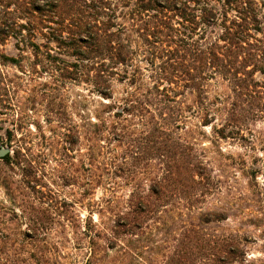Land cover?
Masks as SVG:
<instances>
[{
    "label": "rangeland",
    "instance_id": "rangeland-1",
    "mask_svg": "<svg viewBox=\"0 0 264 264\" xmlns=\"http://www.w3.org/2000/svg\"><path fill=\"white\" fill-rule=\"evenodd\" d=\"M254 1L264 16V0ZM13 43L0 45V54L18 59L0 62V148L10 157L0 159V227L15 232L20 264H121L118 244L128 251V264H172L180 257L193 264L197 256L200 264H211L213 247L237 235L244 237L235 259L264 264V120L250 126L252 143L217 139L193 120L174 132L185 143L182 160H173L189 167L201 155L206 193L194 204L185 200L189 189L179 198L165 191L153 201L165 205L160 214L144 216L146 227L124 236L115 215L147 192L150 172L166 168V158L148 161L145 152L153 144L147 147L139 127L123 142L105 139L112 129L86 131V118L98 123V103L106 100L82 81L54 79ZM122 90L113 84L114 99ZM215 92L229 91L223 83L212 87ZM248 208L261 219L256 229L243 224ZM188 229L197 248L184 235Z\"/></svg>",
    "mask_w": 264,
    "mask_h": 264
},
{
    "label": "trees",
    "instance_id": "trees-1",
    "mask_svg": "<svg viewBox=\"0 0 264 264\" xmlns=\"http://www.w3.org/2000/svg\"><path fill=\"white\" fill-rule=\"evenodd\" d=\"M260 12L254 0H0V45L13 39L17 51L28 52L32 63L54 79L82 81L89 92L106 100L98 103V123L86 118V131L92 126L99 132L112 129L105 139L123 142L139 127L146 132L142 139L147 147L153 144L145 152L148 161L166 158V168L150 172L147 192L115 215L118 234L146 227L144 216H156L160 206L165 208L153 202L165 191L179 198L189 189L185 200L194 204L206 193L201 155L189 167L173 160H182L185 143L174 132L188 122L209 127L226 142L252 143L250 126L264 120ZM17 60L0 54V62ZM115 82L123 85L118 99L113 97ZM223 83L228 94L211 93ZM2 90L7 93L6 87ZM10 139L7 131V145ZM0 159L9 161V154ZM254 212L248 208L241 218L256 229L261 219ZM184 235L197 248L194 230ZM12 236L13 229L0 227V264H20ZM243 237L213 247L211 264H253L235 259ZM118 246L117 261L128 264V251ZM200 262L197 256L193 264ZM172 264H184L183 257Z\"/></svg>",
    "mask_w": 264,
    "mask_h": 264
},
{
    "label": "water",
    "instance_id": "water-1",
    "mask_svg": "<svg viewBox=\"0 0 264 264\" xmlns=\"http://www.w3.org/2000/svg\"><path fill=\"white\" fill-rule=\"evenodd\" d=\"M6 153H8V149H6V148H0V156L5 155Z\"/></svg>",
    "mask_w": 264,
    "mask_h": 264
}]
</instances>
